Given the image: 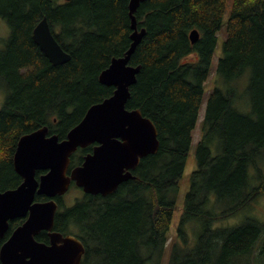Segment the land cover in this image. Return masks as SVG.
<instances>
[{
	"label": "trees",
	"instance_id": "trees-1",
	"mask_svg": "<svg viewBox=\"0 0 264 264\" xmlns=\"http://www.w3.org/2000/svg\"><path fill=\"white\" fill-rule=\"evenodd\" d=\"M130 1L0 0V19L10 28L8 38L0 36L1 192L23 181L13 166L23 135L47 126L64 140L91 106L114 94L99 77L132 45ZM228 1L145 0L138 8V30L146 34L130 61L141 70L127 109L152 120L160 149L110 196L85 195L66 208L59 199L54 230L82 240V264L161 263ZM44 18L71 55L68 63L53 65L35 43ZM217 75L169 264L264 257V220L256 211L264 200V0H233ZM239 214L241 224L223 225ZM24 221L10 222L0 249ZM48 237L42 232L37 240L48 244Z\"/></svg>",
	"mask_w": 264,
	"mask_h": 264
},
{
	"label": "water",
	"instance_id": "water-1",
	"mask_svg": "<svg viewBox=\"0 0 264 264\" xmlns=\"http://www.w3.org/2000/svg\"><path fill=\"white\" fill-rule=\"evenodd\" d=\"M71 1V0H66ZM145 0H131L132 45L123 57L114 58L99 77L100 83L114 87V94L91 106L83 120L69 131L64 140L50 135L44 126L23 135L13 156L15 172L23 182L15 189L0 191V239L10 229V222L24 219L0 249L1 264H82L86 247L73 235L55 231L59 209L58 197H63L72 182L86 194L108 196L134 178L132 172L141 160L160 149L159 133L151 119L139 110L127 109L130 89L137 82L141 67L130 65L132 55L146 34L138 30L136 12ZM33 39L49 61L63 65L71 60L55 38L47 18L35 28ZM193 44L200 33L190 34ZM96 144L81 166L72 170L71 156L78 148ZM38 172H46L37 177ZM45 196L48 201H37ZM48 232L49 243L37 237Z\"/></svg>",
	"mask_w": 264,
	"mask_h": 264
},
{
	"label": "rangeland",
	"instance_id": "rangeland-1",
	"mask_svg": "<svg viewBox=\"0 0 264 264\" xmlns=\"http://www.w3.org/2000/svg\"><path fill=\"white\" fill-rule=\"evenodd\" d=\"M232 2L233 0L228 1V11H227V15L224 20V26L222 30L220 31V33L218 34V43H217V48H216V51L213 57V62H212V67H211V76L206 83V88H205L206 94H205L204 104L200 111L198 124L196 126V129L194 130L193 143L191 146L190 156L187 160L184 177H183L182 183L180 184V188L177 194V203H178V207L180 210L176 212L175 219L172 224L171 231L169 233L170 240L166 245L164 255L162 257L160 264L170 263L171 254L173 250V244L175 243V239L178 236V224H179L178 220L180 218V214H182L183 209L185 207L186 195L190 191V188H191V175L197 169V157H196L197 147H198V143L200 142L202 134H203V123H204V118H205V113H206L207 101L209 99L211 90H213V88L219 85L217 67H218L221 57L223 56V43L226 39V26H227V21L229 18V13L231 10ZM9 35H10V28L8 24L4 20L0 19V36L2 38H8ZM192 58H195V57L193 56ZM3 102H4V95L2 92H0V108L2 107ZM79 197H80V192L76 190L75 187H73L62 198L64 202L63 203L64 208L72 207L75 204L76 199ZM256 211L258 215L261 217V219L264 220V200H261L260 202L257 203ZM243 219H244V214H239L237 215V217H234V218L229 219L228 221H225L223 225L229 226V227L236 226V225L241 224ZM187 230L189 231L188 234L191 238L192 243H195L197 237L196 235H194L193 230L191 229L190 226L187 227ZM263 263H264V257L255 256V257H251L249 259L243 260L240 264H263Z\"/></svg>",
	"mask_w": 264,
	"mask_h": 264
},
{
	"label": "flooded vegetation",
	"instance_id": "flooded-vegetation-1",
	"mask_svg": "<svg viewBox=\"0 0 264 264\" xmlns=\"http://www.w3.org/2000/svg\"><path fill=\"white\" fill-rule=\"evenodd\" d=\"M49 134H50V130H49ZM51 135V134H50ZM61 140V139H60ZM96 146V144H93V145H90V146H88V147H86V148H78V150L71 156V163H70V166H69V175H70V173L72 172V170L74 169V168H76V167H78V166H81L82 164H83V161H84V159H85V157L88 155V154H90V153H92V151H93V149H94V147ZM91 149L90 151H88V152H84L86 149ZM44 173H46V172H38V174H37V177L39 178V176L41 175V174H44ZM23 182V181H22ZM75 185V183L74 182H72V184H71V186H70V189H69V191L73 188V187H75L74 186ZM77 187V186H76ZM78 188V187H77ZM76 190H78L79 192H80V197L79 198H77V199H81L82 197H84L85 195H90V194H86L84 191H83V189L82 188H79V189H76ZM68 191V192H69ZM100 196H103V195H101V194H99ZM99 195H93V196H99ZM112 195V194H111ZM108 196H110V195H108ZM44 198V200H42V201H48V198H46L45 196H37L36 197V200H37V198ZM103 197H107V196H103ZM63 197H58L57 198V201H58V203H59V199H62ZM76 199V200H77ZM37 201H39V200H37ZM76 202V201H75ZM59 205H60V203H59ZM60 207V206H59ZM48 233V232H47Z\"/></svg>",
	"mask_w": 264,
	"mask_h": 264
},
{
	"label": "bare ground",
	"instance_id": "bare-ground-1",
	"mask_svg": "<svg viewBox=\"0 0 264 264\" xmlns=\"http://www.w3.org/2000/svg\"><path fill=\"white\" fill-rule=\"evenodd\" d=\"M132 65V64H131ZM49 238V237H48ZM42 241V240H41Z\"/></svg>",
	"mask_w": 264,
	"mask_h": 264
}]
</instances>
